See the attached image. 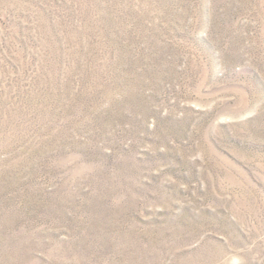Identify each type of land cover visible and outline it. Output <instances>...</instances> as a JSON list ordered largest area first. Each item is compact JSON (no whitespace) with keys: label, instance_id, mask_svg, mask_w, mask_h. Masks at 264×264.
I'll use <instances>...</instances> for the list:
<instances>
[{"label":"rangeland","instance_id":"rangeland-1","mask_svg":"<svg viewBox=\"0 0 264 264\" xmlns=\"http://www.w3.org/2000/svg\"><path fill=\"white\" fill-rule=\"evenodd\" d=\"M0 264H264V0H0Z\"/></svg>","mask_w":264,"mask_h":264}]
</instances>
